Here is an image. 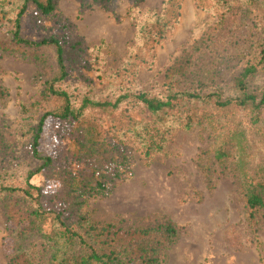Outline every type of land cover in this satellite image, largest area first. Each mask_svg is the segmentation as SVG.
<instances>
[{
  "label": "trees",
  "instance_id": "1",
  "mask_svg": "<svg viewBox=\"0 0 264 264\" xmlns=\"http://www.w3.org/2000/svg\"><path fill=\"white\" fill-rule=\"evenodd\" d=\"M59 1L0 0V57L28 60L40 85L11 122L2 114L9 92L0 83L7 264H166L180 234L170 219L100 223L88 207L132 175L133 147L149 163L181 131L206 136L196 168L207 184L217 169L233 180L246 230L257 238L264 227V0H246L237 11L227 0H195L213 20L150 91L140 72L154 66V49L178 25L183 0H164L137 25L136 45L111 73L82 56L84 44L58 13ZM115 1L79 0V13ZM49 121L54 142L46 153L40 145ZM52 182L57 189L45 190Z\"/></svg>",
  "mask_w": 264,
  "mask_h": 264
},
{
  "label": "rangeland",
  "instance_id": "2",
  "mask_svg": "<svg viewBox=\"0 0 264 264\" xmlns=\"http://www.w3.org/2000/svg\"><path fill=\"white\" fill-rule=\"evenodd\" d=\"M78 1L60 0L57 11L73 25L72 37L83 42L82 56L87 61L98 59L103 72L111 73L121 67L136 45L137 25L158 13L164 0H116L109 6L91 5L81 13ZM227 1L235 11L246 2ZM212 20L209 12L197 8L195 0H183L178 25L167 41L154 49V66L140 72L141 87L147 91L159 89L166 69ZM36 73V66L28 60L0 57V83L9 92L2 114L11 122L18 118L19 105L37 96L40 85L35 81ZM52 123H47L40 145L46 153L54 142ZM15 127L11 129L12 135ZM207 146L204 134L181 131L173 137L167 153L149 163L133 147L132 175L110 195L91 200V218L100 223L170 219L180 228V234L166 254V264H264V227L257 238L248 234L233 180L217 169L212 185L207 184L196 168L197 157ZM34 184L42 186L43 180L36 178ZM57 187V183H47L45 190L55 191ZM5 237L6 225L0 211V264H7L10 253Z\"/></svg>",
  "mask_w": 264,
  "mask_h": 264
}]
</instances>
